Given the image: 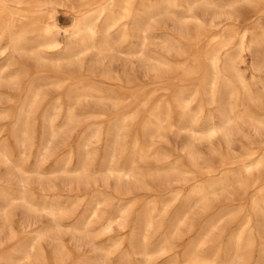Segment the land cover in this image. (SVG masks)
Segmentation results:
<instances>
[{"label":"rangeland","instance_id":"374dc122","mask_svg":"<svg viewBox=\"0 0 264 264\" xmlns=\"http://www.w3.org/2000/svg\"><path fill=\"white\" fill-rule=\"evenodd\" d=\"M169 1L171 11L159 10L149 20L138 9L143 0H134L136 16L124 32L121 26L108 29L107 49L81 56L82 69L63 70L95 91L74 103L71 123L54 137L47 130L41 135L35 113L28 123L27 146L20 142L23 119L18 139L10 138L12 91L7 83L0 84V155L15 160L22 154L19 164L28 172L10 176L8 165L0 161V191L14 199L23 191L30 203L54 202L69 212L53 234L44 211H31L0 193V264H9L10 258L15 264H191L192 254L221 263L225 252L236 248L242 250V264H264V98L259 103L246 100L248 93L257 99L263 93L264 47L252 43L249 34L243 45L238 38L252 27L257 35L264 32V0ZM69 20L68 15L60 17L62 24ZM224 37L230 45L217 50ZM59 39L66 41L63 35ZM6 41L0 38L4 74L40 70L49 77L55 72L47 61L50 54L42 55L46 60L30 52L11 56ZM140 49L144 56L137 53ZM213 52L222 62L230 59L237 75H213ZM118 85L143 93L145 105L134 118L116 116L117 108L131 111L129 100L118 103L96 93L116 91ZM55 91L47 84L41 93L50 97ZM240 105L245 110L239 115ZM153 106L159 107L156 119L142 128ZM211 125L218 130L209 132ZM136 143L148 150L143 160L132 156ZM67 146L72 148L69 156L63 153ZM111 160L116 165L133 162L137 174L121 181L107 175L102 169ZM80 164L88 175L74 171ZM64 167L71 172L63 174ZM92 195L105 203L90 202ZM92 211L102 222L91 227L88 238L73 232L72 226L86 221ZM145 218L152 219L148 230ZM107 219L110 226H103ZM35 232L43 238L31 250ZM26 252L28 260L21 259Z\"/></svg>","mask_w":264,"mask_h":264},{"label":"bare ground","instance_id":"6f19581e","mask_svg":"<svg viewBox=\"0 0 264 264\" xmlns=\"http://www.w3.org/2000/svg\"><path fill=\"white\" fill-rule=\"evenodd\" d=\"M133 1L134 0H0V38L5 37V39L7 40L6 46L9 52L11 53V56L13 54L22 56L24 53L30 52L36 56L43 57L42 55L48 53L50 54V58H48L47 61L55 68V72H53V74L49 77L46 75L47 73L45 74L43 71L40 70L32 73H20V70L22 69H19L20 72H18L17 70L13 73H9L6 71L7 74H4V67L0 68V84L2 82L7 83L10 87L9 90L11 89L12 91L11 95L9 96V99L11 101V107H8V117L13 119L11 130L9 132L10 138H12L14 141L18 139L17 127L20 123V120L23 119L22 123L24 125V129L22 131V138H20V142L23 148H25L29 142V134L27 130L28 123L29 120L32 119L33 114L35 115V113H38L40 119V124L38 125V127L41 131V135H43L45 133V130H47L48 135L50 137H54V135H56L58 131H60L65 125H69L71 123L74 117V103L79 102L81 99L88 97L90 93L95 90L92 87L86 90V88L84 87L87 86L88 83L84 84L74 75H64L65 72L63 70H65L66 68L70 69L74 66H78L80 69H82L83 64L81 63V60H83V58L80 59L81 56L83 57L84 54L91 51H97L99 53L104 49H107L109 47L107 38L110 35L107 34L108 29L115 26H121L122 31L124 32L127 27V22L129 23L130 19H132L133 16H136L134 14L135 9L132 8ZM187 6L189 5L187 4ZM139 8L144 9L147 12L148 19L150 20L153 18L154 14L157 13L159 10L165 9L171 11V2L169 0H160L155 4H151L150 0H143V2L139 5L138 9ZM58 12H61V14L57 16ZM259 13L260 12H258V14ZM64 14L68 15L70 17V20L67 23L62 24L60 22V17ZM199 25H201V23H199ZM101 26L104 27L103 30L99 29V27ZM143 32L145 31L143 30ZM247 34L251 36L252 43L260 44L262 47H264V32L260 35L255 34V27H252L250 30H244L238 35L240 45H243ZM61 35H63V37L65 36L66 41H60L59 37ZM229 42V38L224 37L217 44V50H221L223 48L228 47L230 45ZM248 48L250 52L251 46ZM1 53L4 54L3 52ZM137 53L142 54V56H144L143 49H140L139 51H137ZM43 59L46 60L45 56L43 57ZM10 60L16 61V59L14 58L13 60ZM222 61L216 55V52H213L210 55L209 65L211 66L213 75L218 76L222 72H226V74L229 75H237L235 67L230 59L227 62ZM8 70L11 69L8 68ZM182 72L183 74H185L187 71L183 69ZM105 78L108 79L109 77L105 76ZM116 80L117 82L119 81L118 78ZM47 84H53L56 89L55 94L50 97L41 93L42 88ZM242 89L245 91L244 87ZM96 93L99 94V97H103L104 99L107 96H111L114 98L115 102L118 103L124 102L125 100H129L130 103L128 105L131 106V111H126L123 113L121 112V108H117L116 116L119 117L121 116L126 118L133 116L134 118L135 111L145 105L143 102V93L137 91L136 89L132 90L131 87L123 89V86L118 85L116 91H105L102 93L97 90ZM246 98L249 103H259L260 101H262L261 99L264 98V90L263 93H261L259 99H257L253 94L249 93L247 94ZM242 105H240V107L236 111V114L240 115L244 113L245 107L243 108ZM158 110V106H153L149 108V110L147 111V116L145 117V120L143 122L142 128L154 123ZM239 115L238 117H240ZM230 117L228 116V118ZM191 124L193 125L192 121ZM216 130H218V128L215 125H211L208 128L209 132H214ZM71 150V146H67V149L63 153L69 156ZM147 151H145L143 147H140L138 143H136L133 148L132 156L134 158L137 157L138 159L143 160L147 156ZM22 156V154H18L17 156H15V160H13V158H10L7 154H3V152L1 153L0 161H4L8 165L7 169H9L10 176L15 174V172L22 175L27 173L28 175V172L24 168H22L21 164H19L21 163L20 160ZM86 157L88 158V156ZM262 162L263 161H261V163ZM133 164V162H128V160H126L121 165H116L113 164L111 160V163L104 167V169H102V172H105L107 175H114L121 181L124 178H129L137 174V171L135 170ZM260 169L262 170L263 168ZM74 171L79 172V174L81 175L89 174L87 167L82 164L78 165ZM70 172V169L64 167L63 174H69ZM24 187L25 183L21 182L20 188L24 189ZM119 191H121V189ZM0 193H3L5 197H8L9 202L11 200H17L23 203L27 207V209L31 211H44L46 216L50 219L53 224H51L52 227L50 229V233H59V228L62 227V224L60 222L61 219L69 216V212L67 210L68 208L64 205L57 203L54 204L53 202L54 205L41 204L42 206H39L36 202L30 203L28 202V200H26L27 197L25 198V196L27 194L24 195L25 192L23 191L21 193H18L19 195H17L16 193L13 194L17 195L15 197L16 199L11 197L10 194L7 192L0 191ZM89 199L90 202H95L97 206L105 203V201H101L93 195L89 197ZM7 206L8 204H6V207ZM148 208L149 212L150 207ZM96 210H98V208ZM101 222V216H99L96 211H92L88 214V219L86 221H82V223L79 225L72 226L71 230L76 233H81V236L82 234H84L87 237V234L91 232V227L94 224ZM110 224L111 222L108 219L103 222V226H110ZM151 227L152 219L145 218V229L148 230ZM42 238L43 234L36 233L33 242L34 244L30 246L31 250L35 249V244L39 243ZM59 246L62 249L64 247L61 243L59 244ZM60 255L63 256V253H60ZM145 256L146 260L149 261V254L145 253ZM28 258L29 253L26 252L24 253L21 259L28 260ZM8 262L9 264H15L12 258H10ZM189 262L191 264H242L243 253L242 250H240L239 248H236L231 252L226 251L224 259L221 263L214 262L213 260L205 257L204 255L192 254L189 258Z\"/></svg>","mask_w":264,"mask_h":264}]
</instances>
